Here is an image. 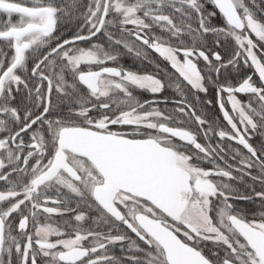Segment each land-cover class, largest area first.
Instances as JSON below:
<instances>
[{
  "label": "snow or ice",
  "instance_id": "obj_1",
  "mask_svg": "<svg viewBox=\"0 0 264 264\" xmlns=\"http://www.w3.org/2000/svg\"><path fill=\"white\" fill-rule=\"evenodd\" d=\"M0 264H264V0H0Z\"/></svg>",
  "mask_w": 264,
  "mask_h": 264
},
{
  "label": "flooded vegetation",
  "instance_id": "obj_2",
  "mask_svg": "<svg viewBox=\"0 0 264 264\" xmlns=\"http://www.w3.org/2000/svg\"><path fill=\"white\" fill-rule=\"evenodd\" d=\"M125 63L127 64L126 66H131L130 63H129V59H128V58H126ZM166 94L171 95V93H166ZM242 98H243V97H242ZM210 111H211L213 114L219 115L218 109H215V108H214V109H210ZM221 122H223V121L221 120Z\"/></svg>",
  "mask_w": 264,
  "mask_h": 264
},
{
  "label": "trees",
  "instance_id": "obj_3",
  "mask_svg": "<svg viewBox=\"0 0 264 264\" xmlns=\"http://www.w3.org/2000/svg\"><path fill=\"white\" fill-rule=\"evenodd\" d=\"M125 61H126V58L122 61V63L126 66L127 64L125 63ZM129 63H130V65L131 66H134L133 64H132V61L129 59Z\"/></svg>",
  "mask_w": 264,
  "mask_h": 264
}]
</instances>
